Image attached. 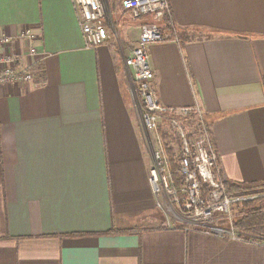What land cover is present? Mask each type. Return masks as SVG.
Here are the masks:
<instances>
[{
    "label": "crops",
    "instance_id": "0c3cea01",
    "mask_svg": "<svg viewBox=\"0 0 264 264\" xmlns=\"http://www.w3.org/2000/svg\"><path fill=\"white\" fill-rule=\"evenodd\" d=\"M110 1L88 46L73 0H0V30L31 28L38 52L30 82L0 85V264H264V235L185 229L157 205L124 64L143 18ZM168 4L177 40L148 45L159 102L198 104L224 177L264 180V0Z\"/></svg>",
    "mask_w": 264,
    "mask_h": 264
},
{
    "label": "built area",
    "instance_id": "2783aa9c",
    "mask_svg": "<svg viewBox=\"0 0 264 264\" xmlns=\"http://www.w3.org/2000/svg\"><path fill=\"white\" fill-rule=\"evenodd\" d=\"M73 2L80 14L81 33L86 45L95 46L105 41L108 38L106 23L109 19L107 0ZM120 4L132 18L145 19L140 24L136 43L124 56V64L128 67L133 81L131 87L133 91L130 94H135L136 101L134 103L132 98V102L140 110L152 152L153 162L148 170L149 180L156 195L162 192L160 184L161 189L165 188L171 197L168 204L159 198L157 205L166 212L173 205L183 216L184 221H180L179 224L185 229L194 227L206 233H221L232 238L247 239L245 234L232 227L231 222L234 202L249 197H231L226 194L222 183L226 177L222 172L220 175L217 173L219 166L202 109L196 103L179 107L161 104L151 83L154 73L148 62V45L166 39L158 21L169 14L168 0H120ZM171 38L177 40L175 31ZM37 56L31 28L24 27L14 35L0 30V85L19 86L30 82L33 77L31 65ZM167 108L183 115L191 112L197 115V133L194 137H186L178 122L169 119L176 128L180 143L178 163L184 180L180 189L183 195L180 199H177L174 189L168 186L169 171L157 132L161 115ZM200 180L209 185L205 195L201 193Z\"/></svg>",
    "mask_w": 264,
    "mask_h": 264
},
{
    "label": "trees",
    "instance_id": "16d2710c",
    "mask_svg": "<svg viewBox=\"0 0 264 264\" xmlns=\"http://www.w3.org/2000/svg\"><path fill=\"white\" fill-rule=\"evenodd\" d=\"M113 6L121 7L120 0H111L109 7L112 9ZM143 20L145 19L143 18ZM158 24L166 38H171L174 31L177 33V26L170 14L163 16L158 21ZM37 67L38 71H40L41 66L37 65ZM161 118H172L176 120L186 137H194L197 133V115L195 112L183 115L167 108L162 113ZM157 132L162 143L163 153L169 171L168 186L174 189L177 199H180L183 195L180 189L184 184L178 163L180 155L174 152L173 146L170 144L173 137L164 131L160 123ZM176 137L179 141L178 135ZM217 173L218 175L221 173L219 168L217 169ZM222 183L228 196L249 197L245 200L240 199L234 202L233 208L235 211L232 215V227L246 236L247 234L264 235V180L241 182L226 178ZM199 187L203 195L209 189V185L201 180L199 181Z\"/></svg>",
    "mask_w": 264,
    "mask_h": 264
},
{
    "label": "rangeland",
    "instance_id": "374dc122",
    "mask_svg": "<svg viewBox=\"0 0 264 264\" xmlns=\"http://www.w3.org/2000/svg\"><path fill=\"white\" fill-rule=\"evenodd\" d=\"M117 28V27H116ZM115 28V33L117 34V32H118V30ZM113 37V36H112ZM131 91H133L132 89H131ZM130 91V92H131ZM131 95V94H130ZM129 96V95H128ZM131 97L133 98V100H134V103H135V101H136V96H135V94H133V95H131ZM130 102H131V104L133 105V107H134V110H136V112L139 114V116H140V110H139V108H137L134 104H133V102H132V99L130 98ZM140 119H141V116H140ZM159 123L162 125V128L164 129V131L166 132V133H168V134H170L172 137H173V139H172V141H171V145L173 146V150H174V152L177 154V153H180V143H179V141H178V139H177V132H176V128L172 125V123L169 121V119L168 118H161L160 119V121H159ZM148 136V135H147ZM147 136H146V142H148L149 143V141H148V138H147ZM163 172V171H162ZM163 174V173H162ZM159 187H160V191H162V193H164L165 195H166V198H164V200L166 201V203L168 204L169 202H170V199H171V197H170V195H169V193L167 192V190L164 188V189H161L162 187H161V185L159 184ZM173 206V205H172ZM172 206H170V209H169V211H167V213L168 214H171V211H172ZM174 207V206H173ZM234 208H232V213L234 214Z\"/></svg>",
    "mask_w": 264,
    "mask_h": 264
},
{
    "label": "bare ground",
    "instance_id": "6f19581e",
    "mask_svg": "<svg viewBox=\"0 0 264 264\" xmlns=\"http://www.w3.org/2000/svg\"><path fill=\"white\" fill-rule=\"evenodd\" d=\"M175 208V207H174Z\"/></svg>",
    "mask_w": 264,
    "mask_h": 264
}]
</instances>
